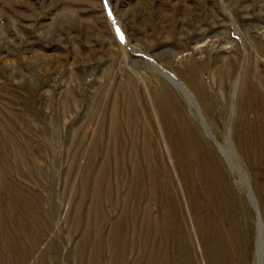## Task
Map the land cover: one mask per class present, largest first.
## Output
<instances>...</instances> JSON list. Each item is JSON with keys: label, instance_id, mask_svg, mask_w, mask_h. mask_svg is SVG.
<instances>
[{"label": "rangeland", "instance_id": "1", "mask_svg": "<svg viewBox=\"0 0 264 264\" xmlns=\"http://www.w3.org/2000/svg\"><path fill=\"white\" fill-rule=\"evenodd\" d=\"M109 2L0 0V264H264V0Z\"/></svg>", "mask_w": 264, "mask_h": 264}, {"label": "water", "instance_id": "2", "mask_svg": "<svg viewBox=\"0 0 264 264\" xmlns=\"http://www.w3.org/2000/svg\"><path fill=\"white\" fill-rule=\"evenodd\" d=\"M105 1V5H106V9H107V12L109 13V16L110 17H114V18H116L117 19V17L114 15V13H113V9H112V7H111V5H110V2H109V0H104ZM119 27H120V25H118ZM121 28V27H120ZM123 31V30H122ZM124 38V41L122 40V43L130 50V51H132L133 53H136V54H140V55H143V53L142 52H138V51H136V50H133V48L131 47V46H128V45H130L129 44V41H128V39L127 38H125V37H123ZM145 57H146V59L151 63V65L152 66H154L155 67V65L156 66H159L160 68H162V69H164L165 71H167L165 68H163L160 64H158L157 62H156V60L155 59H153L152 57H150V56H147V55H145ZM167 72H169V71H167ZM171 74V73H170ZM171 75H173V74H171ZM174 77H175V79L185 88V90L190 94V96L193 98V100H195L194 99V96L192 95V93L187 89V87L175 76V75H173ZM195 105L197 106V104H196V102H195ZM197 111H198V115H199V117L202 119V121H204L203 120V117L201 116V113H200V110H199V108H198V106H197ZM261 238H262V235H261Z\"/></svg>", "mask_w": 264, "mask_h": 264}, {"label": "bare ground", "instance_id": "3", "mask_svg": "<svg viewBox=\"0 0 264 264\" xmlns=\"http://www.w3.org/2000/svg\"><path fill=\"white\" fill-rule=\"evenodd\" d=\"M111 18V22H112V24H113V27L114 28H116V31H117V33H118V35H119V37L121 38V40H123L124 38V36L122 35L123 34V32H122V30H121V28L118 26V24H117V21H116V19L114 18V17H110ZM156 66V65H155ZM156 67H158L159 69H161L162 71H163V73L168 77H170V75H167V73H165L164 71V69H162V68H160L159 66H156ZM167 72V71H166ZM169 74H170V72H168ZM168 77V78H169ZM171 81H172V83L174 84V85H176L178 88H182L183 86H181V84L177 81V80H175L173 77H170L169 78ZM183 89L185 90V88L183 87ZM183 90V91H184ZM185 92L187 93V96H188V99L192 102V99H191V96H190V94L185 90ZM186 95V94H185ZM195 107V106H194Z\"/></svg>", "mask_w": 264, "mask_h": 264}]
</instances>
